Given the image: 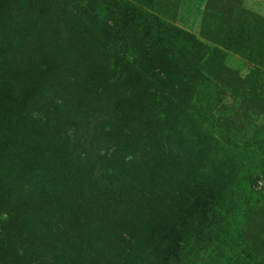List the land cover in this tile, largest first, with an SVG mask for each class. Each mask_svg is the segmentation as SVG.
Masks as SVG:
<instances>
[{
    "label": "trees",
    "instance_id": "obj_1",
    "mask_svg": "<svg viewBox=\"0 0 264 264\" xmlns=\"http://www.w3.org/2000/svg\"><path fill=\"white\" fill-rule=\"evenodd\" d=\"M72 1L0 0V264H264L199 122L227 97L209 47L156 0ZM239 15L223 45L263 60L264 18ZM217 78L234 103L264 92L259 70Z\"/></svg>",
    "mask_w": 264,
    "mask_h": 264
},
{
    "label": "rangeland",
    "instance_id": "obj_2",
    "mask_svg": "<svg viewBox=\"0 0 264 264\" xmlns=\"http://www.w3.org/2000/svg\"><path fill=\"white\" fill-rule=\"evenodd\" d=\"M83 6L87 5L81 0H73L68 5L69 10ZM90 6L94 21L106 15L105 4L95 2ZM240 9L252 12L244 7V0L237 3L235 0H156L143 8L152 17L192 34L209 47V62L203 67V74L227 93V97L208 94L214 103L204 117L200 116L199 122L213 135L217 165L223 171L221 182L227 194L226 203L240 215L246 229L255 231L259 241L264 243V189L262 182L257 187L252 184L261 171L260 153L264 151V92L245 97L242 104L234 103L237 90L226 87V91L217 78L223 67L243 80L255 75L257 70L264 78V58L250 62L239 51L223 45L230 39ZM206 18L211 21L210 31L204 29Z\"/></svg>",
    "mask_w": 264,
    "mask_h": 264
},
{
    "label": "crops",
    "instance_id": "obj_3",
    "mask_svg": "<svg viewBox=\"0 0 264 264\" xmlns=\"http://www.w3.org/2000/svg\"><path fill=\"white\" fill-rule=\"evenodd\" d=\"M244 7L264 17V0H244Z\"/></svg>",
    "mask_w": 264,
    "mask_h": 264
}]
</instances>
